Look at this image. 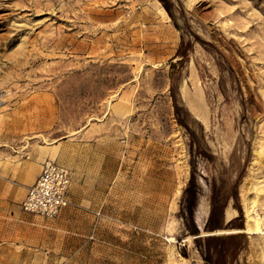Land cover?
<instances>
[{"label": "rangeland", "instance_id": "1", "mask_svg": "<svg viewBox=\"0 0 264 264\" xmlns=\"http://www.w3.org/2000/svg\"><path fill=\"white\" fill-rule=\"evenodd\" d=\"M47 158L55 218L22 207ZM207 263L264 264V0H0V264Z\"/></svg>", "mask_w": 264, "mask_h": 264}, {"label": "built area", "instance_id": "2", "mask_svg": "<svg viewBox=\"0 0 264 264\" xmlns=\"http://www.w3.org/2000/svg\"><path fill=\"white\" fill-rule=\"evenodd\" d=\"M71 172L56 160L47 158L22 200L24 210L43 218H55L70 203Z\"/></svg>", "mask_w": 264, "mask_h": 264}, {"label": "trees", "instance_id": "3", "mask_svg": "<svg viewBox=\"0 0 264 264\" xmlns=\"http://www.w3.org/2000/svg\"><path fill=\"white\" fill-rule=\"evenodd\" d=\"M161 1H164V0H161ZM177 55L187 56V52L183 48L182 43H181V45L177 51ZM175 66H176V64L173 63L172 68H174ZM190 147H191V152H192V147H193L192 142L190 144ZM191 164H192V173H191V177H190V180L188 182V185L184 189V193L182 196L181 214H182L183 218L185 219V222L187 224V227H188L190 233L194 234V235H198L199 229H198V226L195 222L194 213H193V207H194V204L196 202L197 195H198V183L196 181V176H195L194 159H191ZM238 186H239V182L236 183L235 191H234V196H235V199H237V200H238ZM210 200H211V210H210V214H209V218H208V222H207V228L210 231H212V230H215L216 228L220 227L219 223H220L221 213L227 204V200H223V198H221L220 192H219L218 188L216 187L215 183L213 184ZM225 238H226L225 235H220V236L209 235L205 238V240L207 242H210L213 240H224ZM199 240H200V237H197L196 241L198 242ZM207 251H208V248H207ZM209 253L210 252H207V254L205 255L206 259H208V256L210 258Z\"/></svg>", "mask_w": 264, "mask_h": 264}, {"label": "bare ground", "instance_id": "4", "mask_svg": "<svg viewBox=\"0 0 264 264\" xmlns=\"http://www.w3.org/2000/svg\"><path fill=\"white\" fill-rule=\"evenodd\" d=\"M201 204H203V203H201ZM206 207V206H205ZM204 207V208H205ZM203 208V207H202ZM202 210H204V209H202ZM204 213V212H203ZM247 214V217H248V220H250V222L251 221H253V223L256 225V227H257V229H259V219H258V216H257V214H255V215H252L251 213H249V211H248V213H246ZM205 216V215H204Z\"/></svg>", "mask_w": 264, "mask_h": 264}, {"label": "water", "instance_id": "5", "mask_svg": "<svg viewBox=\"0 0 264 264\" xmlns=\"http://www.w3.org/2000/svg\"><path fill=\"white\" fill-rule=\"evenodd\" d=\"M215 233H208V234H206V235H214ZM200 236H202V235H198L197 237H200Z\"/></svg>", "mask_w": 264, "mask_h": 264}]
</instances>
